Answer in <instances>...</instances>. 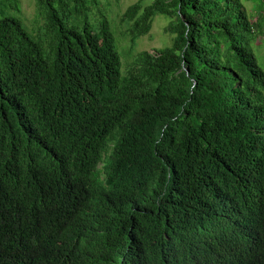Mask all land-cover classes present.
Instances as JSON below:
<instances>
[{
    "label": "trees",
    "instance_id": "trees-1",
    "mask_svg": "<svg viewBox=\"0 0 264 264\" xmlns=\"http://www.w3.org/2000/svg\"><path fill=\"white\" fill-rule=\"evenodd\" d=\"M0 0V264H264V0ZM97 10V11H94Z\"/></svg>",
    "mask_w": 264,
    "mask_h": 264
},
{
    "label": "rangeland",
    "instance_id": "rangeland-1",
    "mask_svg": "<svg viewBox=\"0 0 264 264\" xmlns=\"http://www.w3.org/2000/svg\"><path fill=\"white\" fill-rule=\"evenodd\" d=\"M102 10L110 17L113 29L117 35L119 51L123 57L124 70L133 62L134 57L142 51L154 53L157 49L168 47L172 44L173 36L167 31L170 19L158 15L153 28L148 35L141 37L136 46L132 47L128 34L129 24L122 20V15L127 8L138 0H99ZM150 4L153 0H144ZM97 11V10H94ZM15 14L22 19L27 30L36 35L40 33L44 19L41 15L36 0H20V10ZM260 66L264 69V34L261 35L254 48Z\"/></svg>",
    "mask_w": 264,
    "mask_h": 264
}]
</instances>
